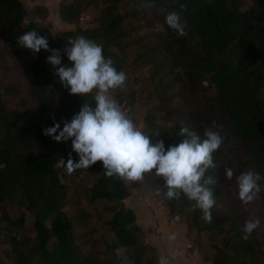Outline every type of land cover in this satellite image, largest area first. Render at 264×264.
<instances>
[{"label": "trees", "instance_id": "trees-1", "mask_svg": "<svg viewBox=\"0 0 264 264\" xmlns=\"http://www.w3.org/2000/svg\"><path fill=\"white\" fill-rule=\"evenodd\" d=\"M90 10L87 25H81ZM173 11L186 24V35L165 23ZM58 12L75 26L55 36L37 20L48 13L45 5L0 0V264H158L160 257L126 203V181L106 177L102 162L73 173L81 182L95 176L82 184L100 219L80 199L78 212L70 214L71 182L57 165L69 153L74 162L79 157L71 140L56 142L43 132L54 123L62 130L84 103L94 107L95 90L70 95L47 62L50 51L18 47L17 37L31 30L60 50L62 65L71 66L64 54L67 40L82 35L101 44L104 57L126 77L129 67H137L149 88L143 132L153 144L162 140L165 150L178 145L187 138L179 135L182 127L201 139L209 128L225 137L213 154L217 167L205 173L216 181L209 186L216 201L212 221L205 222L183 195L167 204L184 217L193 242L206 241L214 251L212 264H264V179L248 205L239 201L236 184L244 171L264 177V0H61ZM2 69H12L16 78L5 80L11 71ZM130 83L127 77L114 95L118 104L133 108L137 89ZM126 114L138 120L132 110ZM224 168L233 170L231 180ZM251 218L260 226L245 240L241 228ZM104 225L114 234L105 257L84 255L78 239L95 241Z\"/></svg>", "mask_w": 264, "mask_h": 264}, {"label": "clouds", "instance_id": "clouds-1", "mask_svg": "<svg viewBox=\"0 0 264 264\" xmlns=\"http://www.w3.org/2000/svg\"><path fill=\"white\" fill-rule=\"evenodd\" d=\"M184 5H181V9ZM167 26L178 36L186 35V24L181 22L176 12L165 16ZM18 47L32 53L41 49L50 51L47 62L55 69L59 82L69 91L70 95L86 96L95 90L93 97L95 106L84 103L70 121L44 129L43 134L56 142L71 140L72 150L78 155L74 162L69 153L67 162L63 158L58 167L65 168L68 175L77 170H87L98 161L106 177L130 182L141 181L145 174L152 173L164 181L162 194L167 200L179 199L181 195L193 201L194 207L202 213V219L212 221L211 210L215 205L214 190L209 187L216 181L205 177L208 169H215L213 154L221 148L225 137L211 128L203 133L204 138L188 127H182L179 135L185 136L176 146L165 150L162 140L152 143L149 135L139 130L133 120L121 109L110 92L123 86L127 77L118 71L111 58L103 55V46L85 36H76L67 40L64 54L71 66L62 65L59 49H50L48 40L37 31H28L16 39ZM58 133V134H57ZM159 131L153 135L159 136ZM225 176L231 180L234 172L224 168ZM264 179L252 170L244 171L236 177L238 199L244 204L252 203L262 191L259 183ZM260 226V220H245L241 231L242 238L248 237ZM169 241L177 239L175 234L168 237ZM169 255H173L170 253ZM158 264H169L168 256H160Z\"/></svg>", "mask_w": 264, "mask_h": 264}, {"label": "rangeland", "instance_id": "rangeland-1", "mask_svg": "<svg viewBox=\"0 0 264 264\" xmlns=\"http://www.w3.org/2000/svg\"><path fill=\"white\" fill-rule=\"evenodd\" d=\"M60 1L61 0H24V2L30 7L40 4L47 7L48 13L45 15H38L37 20L49 25L55 36H59L63 29L75 26L74 23L61 20L58 12ZM92 14L93 10L85 12L81 17L80 24L83 26L87 25V21ZM12 69L1 70L11 71L9 72V75L4 76L5 80L12 81L16 78L17 73L12 71ZM128 70L127 77L131 81L130 86L137 89L138 103L133 108L129 105L119 104V106L125 113L128 110L134 112L138 120H133V122L139 130L143 131V128L147 123L143 118L146 107L143 106L142 103L145 100L149 88L146 82L142 79V75L139 74L137 67H129ZM114 93L115 90H112L110 96L118 103ZM63 169L66 173L67 179L71 182L68 199L70 204V214L74 216L78 212L79 207L76 200L80 199L83 208L94 213L96 217L95 221L97 222L101 217L100 212L89 202L82 184L83 182L93 181L95 176H93V178L85 177L81 182L77 176L73 174L68 175L66 169ZM154 181L155 180H151L149 183ZM127 183L130 189V195L127 197L126 203L134 208L137 214V221L144 229L145 240L157 246L160 256H168L169 264H212L210 258L213 256L214 251L210 250L206 241L202 243L203 245H197L193 242L192 236L188 235V228L184 221V217L181 215H175L171 212L170 206L167 204V199L164 196H158L155 200L151 199L149 186L146 185L148 184V181L146 183L145 181L142 182V180L137 182L127 181ZM107 216H110V214ZM171 234L176 235L177 239L175 241H169L168 237ZM94 236L96 240L93 242L85 241L86 239L81 237L78 239L81 251L84 255L94 259H103L108 248L107 243L112 240L114 234L104 225L96 230ZM204 240H206L205 234ZM170 253L173 255H169Z\"/></svg>", "mask_w": 264, "mask_h": 264}, {"label": "crops", "instance_id": "crops-1", "mask_svg": "<svg viewBox=\"0 0 264 264\" xmlns=\"http://www.w3.org/2000/svg\"><path fill=\"white\" fill-rule=\"evenodd\" d=\"M150 179L155 180V181L152 183H149V181H151ZM144 181H145V183L148 181V184H146V185L149 186V190H150L149 193H150L151 199L155 200L158 198V196H163L162 194H158V189H161L162 186H161V182L158 180L154 171L152 173L145 174L144 178L142 179V182H144ZM126 183H127V181H126Z\"/></svg>", "mask_w": 264, "mask_h": 264}]
</instances>
